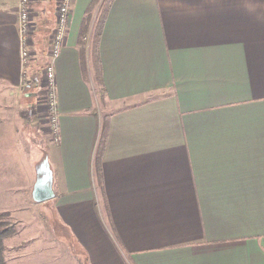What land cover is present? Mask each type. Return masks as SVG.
<instances>
[{"label": "crops", "instance_id": "crops-1", "mask_svg": "<svg viewBox=\"0 0 264 264\" xmlns=\"http://www.w3.org/2000/svg\"><path fill=\"white\" fill-rule=\"evenodd\" d=\"M56 2L32 0L24 66L0 0L6 264H264V0H72L53 129Z\"/></svg>", "mask_w": 264, "mask_h": 264}, {"label": "built area", "instance_id": "built-area-1", "mask_svg": "<svg viewBox=\"0 0 264 264\" xmlns=\"http://www.w3.org/2000/svg\"><path fill=\"white\" fill-rule=\"evenodd\" d=\"M72 0H57L55 20L50 35L47 59L43 69V76L47 82L46 109L50 126L56 129V95L54 60L63 47V41L68 29L70 6ZM32 0H17L18 5V32L20 35V60L25 66L35 58L36 54L30 52L28 43L34 32ZM25 72V70H24Z\"/></svg>", "mask_w": 264, "mask_h": 264}, {"label": "trees", "instance_id": "trees-1", "mask_svg": "<svg viewBox=\"0 0 264 264\" xmlns=\"http://www.w3.org/2000/svg\"><path fill=\"white\" fill-rule=\"evenodd\" d=\"M103 22V16L99 19L95 37L96 39L99 36V32L101 30V25ZM100 157L101 152H98L95 157V171L98 179H101V169H100ZM10 215L8 213H0V264H6V261L4 259V241L8 238H12L18 233V227L9 221Z\"/></svg>", "mask_w": 264, "mask_h": 264}, {"label": "rangeland", "instance_id": "rangeland-1", "mask_svg": "<svg viewBox=\"0 0 264 264\" xmlns=\"http://www.w3.org/2000/svg\"><path fill=\"white\" fill-rule=\"evenodd\" d=\"M45 66V65H44ZM43 66V67H44ZM40 85V83L38 84V90H39V92L41 93V95H40V98H39V102H40V99L42 98V95H43V103L45 104V106L43 105V107L46 109V96H47V82L46 81H44V86H43V88L41 87V86H39ZM42 89H43V92H44V94H43V92H42ZM41 114V113H40ZM45 115H44V117H42L41 119L42 120H44L43 122H49V120H48V114H47V109H46V111H45V113H44ZM39 116H41V115H39ZM52 129V128H51ZM53 137H54V139H56L57 138V133H53ZM51 230H53V228H51ZM52 244V246H53V243H51ZM50 250H46V255H48V252H49ZM52 252V256H50V258H53V260H50L49 258H48V256H47V258L45 257V255H44V261H45V264H70L71 263V261L70 260H65L64 258H63V256H62V253H61V255H57L56 253H58L59 254V252H57V251H55V250H53V251H51ZM53 252H56L55 254L57 255V257H55L54 256V254H53ZM64 257H66V254H65V256ZM4 259H5V257H4ZM11 259L9 258V261H10ZM19 259H17V258H12V260H11V262L12 263H15V262H17Z\"/></svg>", "mask_w": 264, "mask_h": 264}, {"label": "water", "instance_id": "water-1", "mask_svg": "<svg viewBox=\"0 0 264 264\" xmlns=\"http://www.w3.org/2000/svg\"><path fill=\"white\" fill-rule=\"evenodd\" d=\"M42 183H43V181L38 182V184L35 187V196L36 197H38V195L40 194V192L42 190ZM46 193L47 194H45V197H43V198H47L48 197V189L46 190ZM39 199H42V198H39Z\"/></svg>", "mask_w": 264, "mask_h": 264}]
</instances>
